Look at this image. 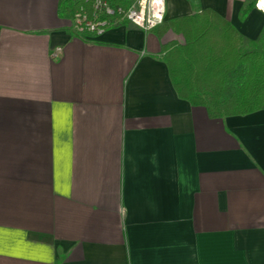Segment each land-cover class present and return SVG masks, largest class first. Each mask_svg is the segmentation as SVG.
I'll list each match as a JSON object with an SVG mask.
<instances>
[{"label":"crops","instance_id":"crops-1","mask_svg":"<svg viewBox=\"0 0 264 264\" xmlns=\"http://www.w3.org/2000/svg\"><path fill=\"white\" fill-rule=\"evenodd\" d=\"M251 1L148 4L154 27L211 9L244 49ZM58 3L0 0V264H264V108L210 118L173 88L175 34L80 35Z\"/></svg>","mask_w":264,"mask_h":264},{"label":"trees","instance_id":"trees-1","mask_svg":"<svg viewBox=\"0 0 264 264\" xmlns=\"http://www.w3.org/2000/svg\"><path fill=\"white\" fill-rule=\"evenodd\" d=\"M113 8L128 9L133 0H107ZM254 0L244 5V19ZM59 0L58 15L71 19L80 5ZM107 27L128 25L120 16ZM152 31L162 38L172 32L179 39L161 45L171 83L179 98L203 107L210 118L243 115L264 108V29L251 47L225 18L211 9L197 8L190 15L161 22Z\"/></svg>","mask_w":264,"mask_h":264},{"label":"built area","instance_id":"built-area-1","mask_svg":"<svg viewBox=\"0 0 264 264\" xmlns=\"http://www.w3.org/2000/svg\"><path fill=\"white\" fill-rule=\"evenodd\" d=\"M73 2L88 3L90 8L80 5L71 20L72 29L80 35L99 36L112 24L113 16H120L133 24L148 30L157 25L162 19V12L151 4L149 0H140L128 9L113 8L107 0H71ZM56 50H59L57 48Z\"/></svg>","mask_w":264,"mask_h":264},{"label":"rangeland","instance_id":"rangeland-1","mask_svg":"<svg viewBox=\"0 0 264 264\" xmlns=\"http://www.w3.org/2000/svg\"><path fill=\"white\" fill-rule=\"evenodd\" d=\"M129 25H131V23H129ZM177 39H179L178 37H176Z\"/></svg>","mask_w":264,"mask_h":264}]
</instances>
